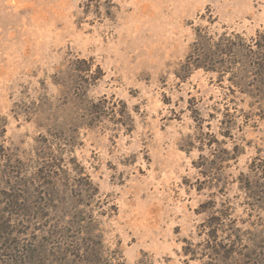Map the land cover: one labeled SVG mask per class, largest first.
Listing matches in <instances>:
<instances>
[{"label": "rangeland", "instance_id": "rangeland-1", "mask_svg": "<svg viewBox=\"0 0 264 264\" xmlns=\"http://www.w3.org/2000/svg\"><path fill=\"white\" fill-rule=\"evenodd\" d=\"M198 29L264 0H0V264H264V90L186 65Z\"/></svg>", "mask_w": 264, "mask_h": 264}, {"label": "trees", "instance_id": "trees-1", "mask_svg": "<svg viewBox=\"0 0 264 264\" xmlns=\"http://www.w3.org/2000/svg\"><path fill=\"white\" fill-rule=\"evenodd\" d=\"M195 35L192 54L188 56L186 65L193 69L201 68L205 71L214 72L222 77L229 75L227 80L230 85L238 88L241 93L251 95V89L256 90V88H258V92H263L264 32H257L249 39L226 32L211 37L200 29L196 30ZM248 171L249 176L244 177V182L240 188L248 197L259 203L258 206L260 207L261 204L264 205V158L254 157L248 165ZM219 221H221L219 218L216 219L214 224L218 225ZM251 224L257 226L255 229H258V232L264 234V219L256 220ZM229 230L234 231L236 229L230 228ZM253 243V250H255L259 243L256 240H253ZM234 244L233 242V247L236 248L238 241L237 245ZM253 250L242 254V257H245L246 260H252V264L254 262L255 264L263 263L262 259L256 258L260 253Z\"/></svg>", "mask_w": 264, "mask_h": 264}]
</instances>
